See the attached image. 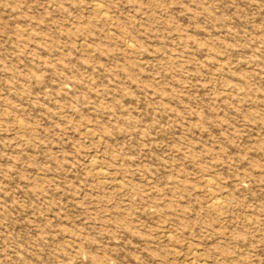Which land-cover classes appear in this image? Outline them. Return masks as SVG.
<instances>
[{"label": "rangeland", "instance_id": "1", "mask_svg": "<svg viewBox=\"0 0 264 264\" xmlns=\"http://www.w3.org/2000/svg\"><path fill=\"white\" fill-rule=\"evenodd\" d=\"M0 264H264V0H0Z\"/></svg>", "mask_w": 264, "mask_h": 264}, {"label": "bare ground", "instance_id": "2", "mask_svg": "<svg viewBox=\"0 0 264 264\" xmlns=\"http://www.w3.org/2000/svg\"><path fill=\"white\" fill-rule=\"evenodd\" d=\"M210 183V182H209ZM216 198V197H215ZM217 201L215 202V204H218V205H221L220 204V202H219V200L218 199H216ZM213 204V203H212Z\"/></svg>", "mask_w": 264, "mask_h": 264}]
</instances>
